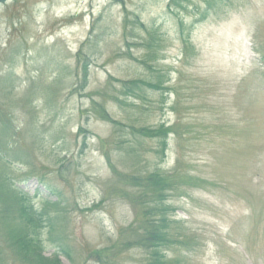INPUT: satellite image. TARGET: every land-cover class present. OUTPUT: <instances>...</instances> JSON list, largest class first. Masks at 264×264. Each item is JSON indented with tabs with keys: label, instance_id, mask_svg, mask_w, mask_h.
Returning <instances> with one entry per match:
<instances>
[{
	"label": "rangeland",
	"instance_id": "obj_1",
	"mask_svg": "<svg viewBox=\"0 0 264 264\" xmlns=\"http://www.w3.org/2000/svg\"><path fill=\"white\" fill-rule=\"evenodd\" d=\"M178 2L0 0V196L58 264H147L118 192L150 173L176 183L165 264H264V0ZM160 125L164 150L139 133ZM20 223L0 214V264H36Z\"/></svg>",
	"mask_w": 264,
	"mask_h": 264
},
{
	"label": "trees",
	"instance_id": "obj_2",
	"mask_svg": "<svg viewBox=\"0 0 264 264\" xmlns=\"http://www.w3.org/2000/svg\"><path fill=\"white\" fill-rule=\"evenodd\" d=\"M178 1L179 0H170L169 6L175 8L179 5ZM140 83H142V81H140ZM126 92H132V89L126 88ZM99 110L98 116L100 119L115 122V120L107 114L105 109ZM169 131V128H164V125H160L154 129L142 128L139 133L150 137H160L162 149L164 150L167 145L166 140L167 135L170 133ZM6 181L8 183L7 185H9V190H7V195H3L4 197L0 196V214L2 216L14 215L16 218L18 217L22 223H20L21 226L19 225L15 230L9 232V237L21 244L22 248L20 253L30 252V259L35 260L36 264H58L57 254H54L53 257H45L42 255L38 246L36 244H31L29 241L28 233L36 235L37 228L41 226V213L37 214L33 205L29 203L25 193L21 191L14 192V187H11L12 184L9 183L7 178ZM122 181L125 183L124 185H126V187H131V189L124 187L118 192L119 195L125 198L131 205L138 207L139 210L134 220V223L137 222L139 226L135 229V237L130 241V246H139L151 254V260H149L147 264H165L162 260L163 254L161 253V248L163 245H166L170 239L166 230L169 222L167 215L169 207L163 203V200L176 186L174 182L175 179L169 180L166 175L161 173H150L145 177L128 175V178ZM2 184L6 189V185L3 182ZM1 186L0 184V187ZM23 232L25 235L21 237H17L19 235L16 236V233L22 234Z\"/></svg>",
	"mask_w": 264,
	"mask_h": 264
}]
</instances>
